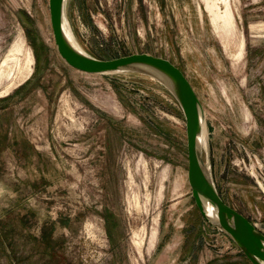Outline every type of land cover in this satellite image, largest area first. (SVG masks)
<instances>
[{"label":"rangeland","instance_id":"rangeland-1","mask_svg":"<svg viewBox=\"0 0 264 264\" xmlns=\"http://www.w3.org/2000/svg\"><path fill=\"white\" fill-rule=\"evenodd\" d=\"M89 54L174 62L215 184L264 222V0H67ZM49 0H0V264H252L201 216L186 122L158 80L70 66Z\"/></svg>","mask_w":264,"mask_h":264},{"label":"water","instance_id":"water-1","mask_svg":"<svg viewBox=\"0 0 264 264\" xmlns=\"http://www.w3.org/2000/svg\"><path fill=\"white\" fill-rule=\"evenodd\" d=\"M67 0H49L55 42L62 58L83 73L135 72L158 80L173 95L186 122L188 182L204 219L225 234L252 264H264V222H252L225 202L212 173L207 116L204 105L186 74L174 62L150 53L100 59L86 52L66 28Z\"/></svg>","mask_w":264,"mask_h":264},{"label":"bare ground","instance_id":"bare-ground-1","mask_svg":"<svg viewBox=\"0 0 264 264\" xmlns=\"http://www.w3.org/2000/svg\"><path fill=\"white\" fill-rule=\"evenodd\" d=\"M66 28L68 29V32H69V34H71L72 32H71V30H70V28H69V26H68V22L66 21ZM71 36L73 37V34H71ZM74 38V37H73ZM74 41H76V40H74ZM77 43V42H76ZM78 44V43H77ZM79 45V44H78ZM80 46V45H79Z\"/></svg>","mask_w":264,"mask_h":264},{"label":"trees","instance_id":"trees-1","mask_svg":"<svg viewBox=\"0 0 264 264\" xmlns=\"http://www.w3.org/2000/svg\"><path fill=\"white\" fill-rule=\"evenodd\" d=\"M202 216V215H201ZM203 217V216H202Z\"/></svg>","mask_w":264,"mask_h":264}]
</instances>
